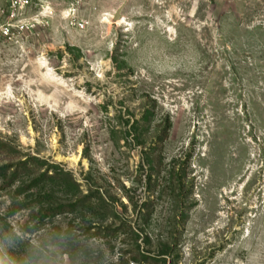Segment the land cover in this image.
Returning a JSON list of instances; mask_svg holds the SVG:
<instances>
[{
  "label": "rangeland",
  "instance_id": "rangeland-1",
  "mask_svg": "<svg viewBox=\"0 0 264 264\" xmlns=\"http://www.w3.org/2000/svg\"><path fill=\"white\" fill-rule=\"evenodd\" d=\"M0 144V165L36 157L155 198L148 233L177 238V264H264V0L0 4ZM40 201L0 177L4 259L116 263L68 218L41 221Z\"/></svg>",
  "mask_w": 264,
  "mask_h": 264
},
{
  "label": "trees",
  "instance_id": "trees-1",
  "mask_svg": "<svg viewBox=\"0 0 264 264\" xmlns=\"http://www.w3.org/2000/svg\"><path fill=\"white\" fill-rule=\"evenodd\" d=\"M164 124L165 129L157 139L159 144L167 139L171 128L169 119ZM5 149L6 145L0 144L3 154L7 153ZM161 164L159 158L154 173H161ZM175 171L172 167L168 174ZM0 177L9 182L18 179L21 189L36 192L41 200L38 209L41 221L64 216L70 220L66 236L76 224L77 230L87 239L104 241L111 252H117L115 264H177V238L172 233L156 237L148 233L155 214V198L144 199L136 195L134 189H126L123 185L117 189L118 195H105L88 183H79L64 169L36 157H28L16 165H0ZM169 218L170 225L182 223L175 211L170 212ZM66 254L68 264H77V261L87 264L99 261L104 253L99 250L94 256L84 249L81 257L76 250L66 251ZM4 257L0 253V264H13ZM46 264L62 263L47 261Z\"/></svg>",
  "mask_w": 264,
  "mask_h": 264
},
{
  "label": "built area",
  "instance_id": "built-area-1",
  "mask_svg": "<svg viewBox=\"0 0 264 264\" xmlns=\"http://www.w3.org/2000/svg\"><path fill=\"white\" fill-rule=\"evenodd\" d=\"M35 0H0V4L5 3L11 10L25 8ZM3 13V11H2Z\"/></svg>",
  "mask_w": 264,
  "mask_h": 264
}]
</instances>
